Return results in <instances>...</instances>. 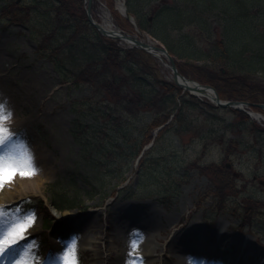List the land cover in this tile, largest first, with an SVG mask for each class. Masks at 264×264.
Masks as SVG:
<instances>
[{"label": "rangeland", "instance_id": "1", "mask_svg": "<svg viewBox=\"0 0 264 264\" xmlns=\"http://www.w3.org/2000/svg\"><path fill=\"white\" fill-rule=\"evenodd\" d=\"M21 1L0 0V15L3 8L9 11L0 19V101L7 98V109L13 116L15 107L17 113L16 127L8 129L12 136L0 146V157L19 161L30 155L32 164L27 168L43 163L49 169L41 188L46 197L29 194L0 205V234L12 222L28 223L5 264H69L71 260L75 264H150V260L155 264L169 263V258L158 252L150 259L131 256L145 241L142 231L161 248L159 238H170L193 222L208 231L215 228L211 223H219L222 230L228 228L235 236L264 249V135L239 133V145L227 151L224 140L234 138L233 133L226 132L227 125L243 119L186 91L185 100L194 104L196 98L201 107H184L181 122L172 125L182 132L180 137L172 127L139 164L126 154L122 156L128 151L123 135L138 136L136 141L142 144L154 113L123 114L122 125L126 119L131 125L126 129L117 126L118 130L113 127L119 121L109 116L96 121L95 116L87 115L88 97L93 91L90 85L73 82L68 69L80 68L82 56L76 46L71 48L66 43L67 36H75L80 44L88 42L80 38L79 28L74 30L77 19L85 18L84 0ZM168 1L172 7L187 10V15L181 9L173 17L166 9L159 11L162 0H94L92 15L106 24L105 13L109 12L114 26L122 31L144 40H148L147 34L154 37L172 51L180 72L199 83L209 84L189 75L190 70L196 73L198 69L186 63L201 66L209 63L210 56L219 58L222 55L216 44L223 42L230 55L234 53L228 67L257 76L253 83L257 92L251 94L250 102L264 103V0ZM7 2L10 3L6 5ZM125 2L137 23L139 19L146 23L151 20L150 33L137 29L121 13L119 6ZM67 13L72 15L71 20L63 22L69 17ZM189 15L193 19L185 27L175 24L178 18ZM169 16L168 29L162 21ZM88 32L93 35L91 29ZM115 42L120 48H130L120 40ZM143 58L145 68L151 71L149 75H153L147 78V86L141 84L136 90L146 91L148 97L161 96L162 89L150 79L158 77L173 85L178 97L184 93L172 84L165 62L154 56ZM56 63L65 71H60ZM219 68L226 71L224 66ZM147 70L142 68L140 72ZM133 71H139L138 67ZM18 105L20 108H16ZM249 118L263 128V121ZM77 120L81 129L75 127ZM189 129L192 130L185 132ZM99 149L104 151L101 155ZM110 153L114 157H109ZM212 165L225 168L233 178L236 194L227 202L216 198L218 182L202 168ZM56 193L71 202L78 201L70 210L60 212L58 218L51 205ZM193 210L194 216L189 217ZM247 210L250 218L246 217ZM43 216L51 224L46 225Z\"/></svg>", "mask_w": 264, "mask_h": 264}, {"label": "trees", "instance_id": "2", "mask_svg": "<svg viewBox=\"0 0 264 264\" xmlns=\"http://www.w3.org/2000/svg\"><path fill=\"white\" fill-rule=\"evenodd\" d=\"M66 15L72 17L70 13H67ZM80 18L78 27L81 33L80 38L82 41L84 39H88V42H84L77 46L79 51L82 52V60L80 61V68L77 71L72 70L73 73H75L74 77H76V80L79 83H91V85L95 87L94 91L96 93V98L94 97V102H106L105 107L108 109L107 115L115 122L119 121L118 125H121L120 120L123 114L138 115L145 111H151L154 113V117L152 122L148 125V133H145L147 135L146 140H149L153 129L165 123L169 116L177 109L178 99H181L182 106L176 115L175 122H181V118L184 115V107H188V104L194 108L197 106L201 107L199 100L193 98V104L186 101L184 97L179 98L176 94L175 88L170 86L169 83L159 80L157 77H151L150 79L155 85H159L162 89L163 94L161 96H150V94V97H148L145 94L146 91L136 90L135 87L141 86V84L147 86L145 82H148L147 78L150 76L149 74H151V71L145 68L143 56L146 55L138 50H122L116 45V43L104 38L95 30L93 31V35H91L88 32L90 25H87L83 16ZM74 37L75 36H67L66 38V43H68L70 47L74 46L77 41ZM90 37L93 38L92 41L89 39ZM86 44H88V47L91 46V49H95V52L89 51ZM216 45L217 48L221 50L220 53L222 56L219 58L210 56L209 60L211 61V64H204L203 66L196 67L193 66L198 69V72L194 73L190 70V73L188 72V74H192L191 76H194V78L200 81H205L206 83L214 86L222 98L250 100L251 94L257 92L253 84L255 77L257 78V76L250 71L240 74L229 68V63L233 61L230 56H233L234 53H231L230 55V52H228L223 42H217ZM57 49L59 48H56V50ZM135 66L138 67L139 71H133ZM219 66H224L226 71L223 72ZM142 68L147 71L140 72ZM187 71L188 70H185L184 72ZM256 82L258 83L257 80ZM262 90L263 91L261 92L264 95V86ZM133 95H139L140 99L133 97ZM92 103L93 102H90L89 105ZM97 105L100 107L101 103ZM91 106L93 107V110L90 112L93 111L96 113L98 110L97 106ZM170 107H173V109L170 110ZM224 110L243 119L240 120V122L234 120L228 123L226 132L233 133L234 138L224 140V146H228L226 147L227 151H232V147H234V145H239V141L237 140L239 133L264 135V129L253 123L245 113L233 109ZM103 113V111H99L98 117L103 118ZM126 124L130 126L131 122L127 120ZM181 128H184V126L182 125ZM171 129L172 125L168 127L160 136H163L165 133L171 131ZM173 129L177 135L182 134L179 129L176 130L174 127ZM191 130L192 129H189L185 132H189ZM223 138L224 137L221 136V139ZM136 139L137 136L133 135H127L124 137V141L133 144L137 153L140 151L142 146H139L140 143L139 141H136ZM256 144L259 143L256 141ZM202 168H204L205 171H210L211 176L216 182H218L217 197H219L221 201L227 202L230 196H235L236 189L232 182L233 178L229 176V173L226 172L225 168L220 170L214 165L204 166ZM60 198L65 201L62 203L60 202V205L56 204L61 208L67 206L66 204L69 203L68 199H65V197ZM250 216V211L247 210L246 217L250 218Z\"/></svg>", "mask_w": 264, "mask_h": 264}, {"label": "bare ground", "instance_id": "3", "mask_svg": "<svg viewBox=\"0 0 264 264\" xmlns=\"http://www.w3.org/2000/svg\"><path fill=\"white\" fill-rule=\"evenodd\" d=\"M120 11L125 15L123 4L120 6ZM105 28L110 30L114 29V24L109 18V14L105 13ZM157 54V53H156ZM159 58L166 62V57L162 54H159ZM181 83L186 85H194L192 82H185L180 79ZM185 86V85H184ZM186 87V86H185ZM196 93V92H195ZM199 96H203L201 92H197ZM215 94L209 92L206 94L208 99L211 101H216ZM16 108H20V106H16ZM17 113L14 107V115L11 116L10 123L6 124L8 129L16 127L15 122ZM256 118L262 120V117L258 114H255ZM13 121V122H12ZM15 121V122H14ZM36 162L38 163V158H36ZM36 171L34 175L31 176H23L19 172H17L10 180L6 179L3 181L2 185H0V205H7L15 201L16 199L28 196L29 194L41 195L45 196L44 192L41 190L42 188V179L47 174V169L49 167L47 164L38 163L34 166ZM27 171H32V168H26ZM47 178V176H46ZM195 211H191L189 213V217L194 216ZM31 222V220H29ZM215 227L212 231H208L204 229L198 222H193L192 224L185 227L186 229L178 230L172 237L159 238V243H161L162 247L154 245L152 243V239L149 237L146 238V231L143 232V240L145 241L141 244L140 248L135 251L131 256L134 259H150L155 252H158L160 256L169 258V263L164 264H218L214 261L213 258H216L218 253L230 252V251H243L248 254L249 259L255 257H264V249L255 246V244L248 240L245 241L244 238L240 236H235L234 234L229 232V229L222 230L219 223H211ZM30 226H33V223H30ZM185 226V224H183ZM230 227V225H229ZM0 235H3L2 233ZM161 235V231H160ZM162 236V235H161ZM258 240V239H257ZM215 242L217 245L216 251L210 253L208 257H204V255L199 254V249L191 248V246L205 245L207 243ZM259 240L257 241V243ZM259 244V243H258ZM263 246V244H261ZM196 251L194 253H189V251ZM8 254L0 260V264H5L9 262V258L11 257ZM150 264H155L154 261L149 262ZM226 264V263H219Z\"/></svg>", "mask_w": 264, "mask_h": 264}, {"label": "snow or ice", "instance_id": "4", "mask_svg": "<svg viewBox=\"0 0 264 264\" xmlns=\"http://www.w3.org/2000/svg\"><path fill=\"white\" fill-rule=\"evenodd\" d=\"M11 116L12 112L7 109L6 104L0 103V146H3L11 139L12 133L9 132L5 123L10 121ZM30 164H32L30 155L27 160L19 161L15 159L5 160V158L0 157V185H2L4 180H10L17 172L23 176L34 175L36 171L34 165L32 171L26 170ZM27 227L28 223L23 222H12L8 225L5 233L0 235V259H3L16 246ZM18 264H26V262L18 261ZM69 264H75L74 260L69 261Z\"/></svg>", "mask_w": 264, "mask_h": 264}, {"label": "water", "instance_id": "5", "mask_svg": "<svg viewBox=\"0 0 264 264\" xmlns=\"http://www.w3.org/2000/svg\"><path fill=\"white\" fill-rule=\"evenodd\" d=\"M89 19L90 21L93 23V25L95 26V28L103 35H108V33H110L112 36L114 35V32H109V31H106L105 29H103L99 24L95 23L92 21L91 19V16H89ZM126 38H131L130 36L128 35H125ZM135 42L144 50L146 51H149V49H151V46L146 44V43H142L141 41H138V40H135ZM165 53H167V50L166 49H162ZM170 58V61L172 63V68H173V72H174V78L175 80L177 81L179 77H181L183 80H185V77L182 76L178 69H177V66H176V63H175V60L173 59L172 56H169ZM178 82V81H177ZM193 89L195 91H202V92H206L208 91L209 89H212L211 86L209 85H198L196 87H191L190 85H188L186 87V89ZM215 99H216V104L218 106H221V107H225V108H228V107H231V108H234V109H239V106L240 105H247V106H256V107H259V108H262L264 109V104H251V103H248V102H239V101H233V100H230V101H221V98H220V95L217 91H215Z\"/></svg>", "mask_w": 264, "mask_h": 264}, {"label": "clouds", "instance_id": "6", "mask_svg": "<svg viewBox=\"0 0 264 264\" xmlns=\"http://www.w3.org/2000/svg\"><path fill=\"white\" fill-rule=\"evenodd\" d=\"M6 99H7V98H5V101H6ZM5 101H0V103H4V104H6V102H5Z\"/></svg>", "mask_w": 264, "mask_h": 264}]
</instances>
